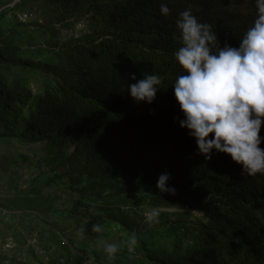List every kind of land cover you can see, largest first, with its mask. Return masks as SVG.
<instances>
[{
  "label": "trees",
  "instance_id": "16d2710c",
  "mask_svg": "<svg viewBox=\"0 0 264 264\" xmlns=\"http://www.w3.org/2000/svg\"><path fill=\"white\" fill-rule=\"evenodd\" d=\"M15 1L0 0V264H264V211L244 205L258 238L233 207L264 181L225 153L198 154L172 87L180 12L238 47L255 0ZM148 74L159 90L136 102L127 86ZM165 172L174 194L156 188ZM33 234L41 255L25 250Z\"/></svg>",
  "mask_w": 264,
  "mask_h": 264
},
{
  "label": "clouds",
  "instance_id": "9594fccd",
  "mask_svg": "<svg viewBox=\"0 0 264 264\" xmlns=\"http://www.w3.org/2000/svg\"><path fill=\"white\" fill-rule=\"evenodd\" d=\"M255 4L257 18L239 40L238 47L228 43L221 47L211 25L198 22L191 9L180 12L176 27L182 46L174 58L184 74L175 79L172 87L184 115L180 127L186 128L195 139L198 154L211 159L213 150L225 153L223 164L230 165L233 160L242 165L244 175H256L264 181V0H255ZM160 12L168 15L170 9L162 3ZM130 78L136 80L135 74H130ZM161 82L159 75L148 74L127 87L136 102L151 104ZM170 178L167 172L158 177L156 188L161 193H175L168 186ZM257 194L258 197L249 195L251 199L240 194L233 207L236 228L254 229L255 236L261 238L262 227L250 217L253 209L244 207L255 205L264 211V185ZM190 211L205 213L183 208V212L191 214ZM151 216L155 218L158 213L153 211ZM101 230L99 225H93L92 231ZM129 243H135L134 237ZM104 251L112 257L119 251V245L107 243Z\"/></svg>",
  "mask_w": 264,
  "mask_h": 264
},
{
  "label": "rangeland",
  "instance_id": "374dc122",
  "mask_svg": "<svg viewBox=\"0 0 264 264\" xmlns=\"http://www.w3.org/2000/svg\"><path fill=\"white\" fill-rule=\"evenodd\" d=\"M17 1H19V0H17ZM20 21L21 22H29L30 20H28L27 15H22V19H20ZM40 22L45 23V20H44L43 17L40 18ZM84 27L85 26L81 25V26H78L77 29L81 30ZM61 34H62V36H66V35H70L71 32L64 30V31H62ZM39 148H40V146H34V147L32 146V149L35 150V151L39 150ZM1 149H3V148H1ZM19 151L27 153L28 152V148L20 147ZM28 174H29V172H26L24 178H27ZM176 210H178V209H169V210H166V211H176ZM189 213H191L194 216V218H201L203 216V214L200 213V212H192V211H190ZM189 219L192 220V217H189ZM83 232L84 231H82V232L80 231L79 233H77V236H78V234L83 235ZM73 238H75V237H73ZM7 242H8L7 247H12L13 246V243L10 242V240H8ZM37 244H39V240L37 238V234H33L32 236H30L28 238L25 250L27 251L28 247H30V246L33 247L34 246L33 248H35L36 252L41 255L42 254V249L37 247ZM105 244H107V242H105ZM27 262H28V264H34L33 262H30V263H29V261H27Z\"/></svg>",
  "mask_w": 264,
  "mask_h": 264
},
{
  "label": "water",
  "instance_id": "95a60500",
  "mask_svg": "<svg viewBox=\"0 0 264 264\" xmlns=\"http://www.w3.org/2000/svg\"><path fill=\"white\" fill-rule=\"evenodd\" d=\"M19 1H20V0H19ZM16 2H18V1H16ZM16 2H14L13 4H11V6L15 5ZM0 12H1V10H0Z\"/></svg>",
  "mask_w": 264,
  "mask_h": 264
},
{
  "label": "built area",
  "instance_id": "2783aa9c",
  "mask_svg": "<svg viewBox=\"0 0 264 264\" xmlns=\"http://www.w3.org/2000/svg\"><path fill=\"white\" fill-rule=\"evenodd\" d=\"M8 245V244H7ZM8 248H11V247H8Z\"/></svg>",
  "mask_w": 264,
  "mask_h": 264
}]
</instances>
